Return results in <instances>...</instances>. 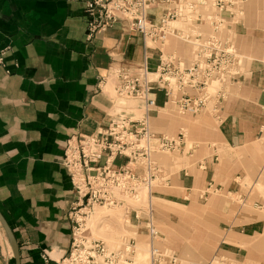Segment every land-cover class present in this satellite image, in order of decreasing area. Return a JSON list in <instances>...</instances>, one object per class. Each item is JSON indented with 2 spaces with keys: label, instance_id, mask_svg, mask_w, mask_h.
<instances>
[{
  "label": "crops",
  "instance_id": "0c3cea01",
  "mask_svg": "<svg viewBox=\"0 0 264 264\" xmlns=\"http://www.w3.org/2000/svg\"><path fill=\"white\" fill-rule=\"evenodd\" d=\"M84 2L0 0V214L14 235L20 264H55L70 250L69 212L78 201L61 160L68 139L106 126L118 102L112 70L138 65L144 57L154 70L160 51L182 58L171 43H182L179 39L171 37L163 48L145 52L142 40L121 33L119 26L88 40ZM257 5L251 3L247 25L243 21L234 28V47L245 71L215 110L209 103L202 114H190L201 116L193 121L178 117L181 113L165 105L158 90L156 108L149 112L152 131L184 136L182 148L169 153L173 164L161 163L162 154L154 156L161 174L151 190L156 200L150 204L152 226L176 249L190 245L187 253L202 259L227 254L237 259L244 251L240 245L264 232L255 205L243 207L230 199L234 182L264 156L253 151L264 137V32L258 29L264 13H255ZM243 42L250 43L245 49L250 62L239 49ZM122 104L142 116L141 103ZM186 209L191 227L199 225L196 234L187 230ZM146 220L145 214L131 213L128 230L148 241ZM2 231L0 225V264H14ZM182 233L189 243L182 242Z\"/></svg>",
  "mask_w": 264,
  "mask_h": 264
},
{
  "label": "built area",
  "instance_id": "2783aa9c",
  "mask_svg": "<svg viewBox=\"0 0 264 264\" xmlns=\"http://www.w3.org/2000/svg\"><path fill=\"white\" fill-rule=\"evenodd\" d=\"M182 2H84L88 40L119 26L121 33L139 37L145 52L155 46L163 48L174 37L192 47V53L185 60L160 51L154 70H150L147 57L138 65L112 70L118 102L106 126L92 135H78L66 141L61 164L70 178L78 205L69 212L73 224L70 250L55 264H132L134 239L120 251H110L102 241L87 233L80 217L87 216L95 207H124V199L138 197L142 188L151 197V188L161 174L154 156L179 151L184 145L182 134L172 137L156 133L149 126V112L156 108V91H163L164 104L173 105L179 113L199 115L207 110L209 103L215 110L224 101L227 87L240 74L241 57L229 40L220 37L224 23L220 17V0H214L216 10L209 14L194 11L201 1L192 4L186 0L184 9L179 5ZM177 21L185 25L184 29L174 26ZM3 54L4 51L0 53V61ZM122 101L141 103L142 116L136 117L135 110L125 107ZM117 158L125 161L116 164ZM130 212L135 218L138 213L147 216L148 264H180L174 250L158 246L160 237L151 223L150 203ZM202 264H220V256Z\"/></svg>",
  "mask_w": 264,
  "mask_h": 264
},
{
  "label": "rangeland",
  "instance_id": "374dc122",
  "mask_svg": "<svg viewBox=\"0 0 264 264\" xmlns=\"http://www.w3.org/2000/svg\"><path fill=\"white\" fill-rule=\"evenodd\" d=\"M188 1H190L192 4H195L198 1L202 2L200 6H196L194 11L209 14L216 10L214 7V0ZM253 1H256V3H258L256 9L255 7L253 9L255 13H264V0H243L242 3H238L237 0H220V17H222V20L224 21V23L221 24L220 37H224L225 40H229L230 42H227L233 44V47L235 38L234 28L241 25L243 21L245 23V26L247 25V13L249 12V7L251 3H253ZM185 2L186 0H183V2L179 4L183 9L186 8ZM244 5L246 8L245 17L243 18ZM174 26L177 29H184L185 27L183 23L178 21L174 23ZM202 29L203 31L208 30L206 28ZM258 29L259 31L261 29L262 33L264 32V21L263 24L258 27ZM181 42L184 43L183 41ZM171 43L174 45L175 51L177 50V53L181 54L183 59H190L192 47H190L188 44H182L180 42ZM249 44V42H243L241 46H238L241 52L247 57L248 61L250 62L253 60V57L248 54L247 51H245V49L248 48ZM183 45H185L186 49H184ZM239 63H241L240 66L243 67V63ZM241 67L240 74L242 75V72L245 70ZM212 90L213 89L211 88L210 91ZM181 116L189 117L190 119H192V121L196 118L201 117L197 116L196 118H192L190 117V114H180L178 117ZM155 130L164 132L166 134L170 133L169 131L167 132L166 130L163 131L157 128H155ZM188 145L190 146L191 144ZM253 151L256 155H259L262 152L264 153V137L256 141ZM239 154L240 153L234 151L233 157L236 156L238 158ZM174 158V155L162 154V156L159 158V161L163 164H173ZM262 160V163H256L253 165V170L250 173H246L245 176H241L236 182H234L235 189L233 190L234 193L230 195V199L233 202L237 203L239 206L241 205L243 207H252V205H255L256 209L259 211L262 219L264 220V156L262 157ZM155 186H157L156 183H154V185L152 186V191ZM242 194L246 195L245 197L248 198V201L244 200ZM152 197L153 195H151L150 197L146 188H142L138 192V197H129L124 199V207L123 205L120 207L112 208L95 207L93 212H91L87 216H81L80 220L82 221V223H84V228L86 229L87 233H89L92 238L102 241L106 245V248L110 251H120V249H122L126 245L125 243H127L130 239H134V254L133 257L130 258V261L132 264H143L140 254L145 253L146 258H148V241L147 239H140L136 237L134 231L128 230L131 223V221H129V217L131 214V210L135 211V209L138 208H145L149 203L154 205L156 200ZM184 214L186 215L184 219L188 221L187 230L189 232L191 231L193 234H196L199 230L198 223L191 227L190 211L186 209ZM192 215L194 216V213ZM200 215L205 216L206 213H200ZM2 233L4 232L2 231ZM159 237L161 238L158 246L167 247L174 250L180 259V264H202L209 259H202L201 257L196 255L191 256L186 251V249L190 250V245L189 247L187 245H182L183 251L178 250L176 249L178 247L175 248L174 245L170 243L171 241L167 236H161L159 234ZM180 239H182V242H190V239L185 237L183 233L180 234ZM240 247H242L244 251L237 256V259L226 253L227 255H220V264H264V232L263 234L250 239V242L248 244L240 245ZM148 263L149 260L147 264Z\"/></svg>",
  "mask_w": 264,
  "mask_h": 264
},
{
  "label": "water",
  "instance_id": "95a60500",
  "mask_svg": "<svg viewBox=\"0 0 264 264\" xmlns=\"http://www.w3.org/2000/svg\"><path fill=\"white\" fill-rule=\"evenodd\" d=\"M0 225L8 239V242H9V245L12 251V255H13L14 264H20L18 245L16 243V240L14 238V235L11 229L9 228L8 224L6 223L5 219L2 217L1 214H0Z\"/></svg>",
  "mask_w": 264,
  "mask_h": 264
},
{
  "label": "bare ground",
  "instance_id": "6f19581e",
  "mask_svg": "<svg viewBox=\"0 0 264 264\" xmlns=\"http://www.w3.org/2000/svg\"><path fill=\"white\" fill-rule=\"evenodd\" d=\"M179 244V243H178ZM141 256L140 257H142V262H143V264H147V262H148V258H146V254L145 253H143V254H140Z\"/></svg>",
  "mask_w": 264,
  "mask_h": 264
}]
</instances>
